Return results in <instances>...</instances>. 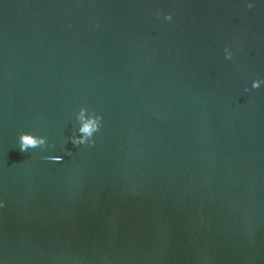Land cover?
<instances>
[{
	"label": "water",
	"instance_id": "1",
	"mask_svg": "<svg viewBox=\"0 0 264 264\" xmlns=\"http://www.w3.org/2000/svg\"><path fill=\"white\" fill-rule=\"evenodd\" d=\"M0 264H264V0H0Z\"/></svg>",
	"mask_w": 264,
	"mask_h": 264
},
{
	"label": "clouds",
	"instance_id": "2",
	"mask_svg": "<svg viewBox=\"0 0 264 264\" xmlns=\"http://www.w3.org/2000/svg\"><path fill=\"white\" fill-rule=\"evenodd\" d=\"M87 130V129H85ZM23 144H22V150L28 146V145H34L36 143V141L34 139H32L30 136H24L23 138Z\"/></svg>",
	"mask_w": 264,
	"mask_h": 264
}]
</instances>
